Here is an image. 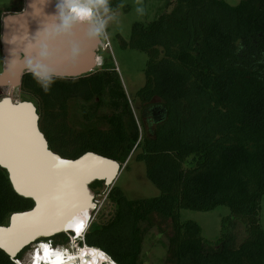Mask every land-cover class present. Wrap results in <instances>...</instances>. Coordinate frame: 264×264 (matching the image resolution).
<instances>
[{
  "label": "trees",
  "instance_id": "16d2710c",
  "mask_svg": "<svg viewBox=\"0 0 264 264\" xmlns=\"http://www.w3.org/2000/svg\"><path fill=\"white\" fill-rule=\"evenodd\" d=\"M169 5L170 12L135 23L130 39H122L124 47L149 56L146 83L136 96L140 124L116 71L59 77L47 93L25 73L22 97L36 101L53 151L73 159L93 151L123 165L140 149L137 158L160 190L156 197L130 199L118 185L108 188L115 214L104 224L91 223L88 246L106 251L117 264H141L144 236L157 215L172 229L169 264H264V0L236 5L170 0ZM120 6L121 0H110V11ZM2 18L0 9V33ZM94 98L97 106L108 98L114 113L103 120L109 128L77 133L69 125V102ZM102 187L103 180L91 184L92 190ZM33 205L0 166V225ZM221 205L232 217L223 220L215 242L204 240L196 221L181 220L182 209L212 211ZM237 224L245 231L240 243ZM70 240L65 232L38 242L65 246ZM29 249L16 257L0 249V264H20Z\"/></svg>",
  "mask_w": 264,
  "mask_h": 264
},
{
  "label": "water",
  "instance_id": "95a60500",
  "mask_svg": "<svg viewBox=\"0 0 264 264\" xmlns=\"http://www.w3.org/2000/svg\"><path fill=\"white\" fill-rule=\"evenodd\" d=\"M97 27L93 20L73 19L68 9L61 8L59 0H24L21 11L2 18L3 71L0 78L8 84L10 92L0 100V122L18 121L23 128L19 130L20 142L18 139L17 145L12 142L14 147L0 151V166L7 170L14 190L34 202L32 208L12 213L8 224L0 225V249L12 257L41 238L73 232L70 224L80 212L90 213L91 219L96 207L91 184L103 180L106 186H113L123 169L119 161L93 151L74 159L53 151L41 130L37 105L33 101L12 98V91L20 89L28 61L39 71L46 69L59 77L77 78L95 71L97 51L102 44V38L96 35ZM19 151L22 152L19 154ZM76 169L82 170L80 179L69 178L68 170L74 172ZM29 183L80 185L85 204L57 220L29 225L21 230V223L29 222L39 208V200Z\"/></svg>",
  "mask_w": 264,
  "mask_h": 264
},
{
  "label": "rangeland",
  "instance_id": "374dc122",
  "mask_svg": "<svg viewBox=\"0 0 264 264\" xmlns=\"http://www.w3.org/2000/svg\"><path fill=\"white\" fill-rule=\"evenodd\" d=\"M226 1L231 5H236L240 2V0ZM169 2L170 0H121V6L116 12L109 11L105 13L102 8L99 9L104 20H109V17L113 16H117V20H109L107 29L109 46L106 50H103L102 46L98 49V64L94 72L110 70L118 73L139 124L142 114L141 103L136 96L137 92L146 83L145 69L149 56L146 52L130 47H124L122 45V39L125 41L130 39L135 23H149L156 20L161 14L170 12L173 6H170ZM140 5L145 9L143 15L138 14L136 11L137 7ZM21 8H24V0H0V9L3 11V17L9 13L18 12L15 11V9ZM92 20L96 22L94 16ZM1 35L2 29L0 33V74L3 71ZM0 87L4 89V92L7 95L10 87L8 84L4 83L1 78ZM6 95L1 94L0 100ZM12 97L16 101L24 100L20 89L13 90ZM97 99L98 98H94L89 102L76 99L69 102V125L77 133L87 132L91 128L101 130L109 128L108 123L103 120V117L111 115L114 113V110L108 104V98H105L100 106L94 104ZM27 100L33 101L31 98H28ZM33 102L37 104L36 101ZM144 128L142 129L140 126L142 134ZM139 152L140 149L133 152L126 163L122 165L123 169L114 185H118L122 188L130 199L156 197L160 195V190L148 178L146 163L137 158ZM113 186H106L105 188L102 187L92 190L96 207L92 210V216L87 226L88 229L92 222L104 224L114 216L115 206L107 198L108 188ZM229 217H232V212L226 205H221L212 211H197L191 209L181 210V220L183 222L194 220L199 223L202 227V236L204 240L209 242H215L221 237L223 220ZM260 220L264 228V197L261 204ZM145 226H147V223L142 224V227ZM69 233L71 234V237H75L74 232H68V234ZM236 233L238 235L237 243H240L245 238L243 225L237 224ZM171 234L172 229L170 224L168 222L165 223L159 216L155 215L153 217L152 227H150L144 236L142 253L140 256L141 264H169L168 242ZM72 241L73 240H70V243L64 247L72 252L73 250L79 251V243L82 244V242L75 241V243H73ZM41 245L52 246L53 244L47 241H37L30 244V249L26 252L20 264H30L31 261H34L31 253ZM53 246L56 248L63 247ZM39 250L36 252L37 254L39 253Z\"/></svg>",
  "mask_w": 264,
  "mask_h": 264
},
{
  "label": "bare ground",
  "instance_id": "6f19581e",
  "mask_svg": "<svg viewBox=\"0 0 264 264\" xmlns=\"http://www.w3.org/2000/svg\"><path fill=\"white\" fill-rule=\"evenodd\" d=\"M84 1L85 0H59V3L61 8H69V3L71 2L84 3ZM8 92H10V88ZM0 124L2 125L0 128V151L3 150L5 152V149L8 146L14 147L12 142L14 143V145H17L18 139L20 142L21 134L19 130L23 128V125H21V122L14 120H1ZM17 151L18 149L15 150V152ZM21 152L22 151H19V154ZM17 153L13 155L15 159L17 157ZM64 173L66 176V172ZM81 173L82 170L80 169H76L74 172L68 170L67 176L69 178L76 177L80 179L79 176H81ZM29 184H32L31 187L34 189L33 191H35L36 197L39 200V208L33 218L29 220V222L23 221V223H21V227L23 228L21 230L30 227L29 225L43 223L48 220H57L59 219V216L62 217L63 215L72 212L77 207L85 204V194L82 191L80 185L77 186L74 183ZM85 213L80 212L79 214L75 215L70 224V227L73 228V232L76 235L75 237L73 236L75 240L79 237L77 236V234H79L80 236L82 235L81 233L84 231L86 225L90 220V213ZM42 248L43 249H41V252L39 250L34 264H78L79 261V264H96L101 259V255L98 252H90L89 250L85 249H79V251L73 250V252L70 250H66L63 254L61 253L59 255L56 253L55 255H53L48 246L42 245ZM32 263L33 261H31L30 264Z\"/></svg>",
  "mask_w": 264,
  "mask_h": 264
},
{
  "label": "clouds",
  "instance_id": "9594fccd",
  "mask_svg": "<svg viewBox=\"0 0 264 264\" xmlns=\"http://www.w3.org/2000/svg\"><path fill=\"white\" fill-rule=\"evenodd\" d=\"M87 1L91 2V6H89V4H87V3H77V2L69 3L68 12L70 13V16L73 19H77V20H81V21H91L93 16L96 14V12L100 8H102L105 13L110 11V0H85L84 2H87ZM136 11L140 15H143L145 13V9L142 5L138 6ZM112 19L117 20V16L109 17V20H112ZM109 20H99L97 22L98 27L96 28V35H98L102 38L103 43L105 41H107V39H108L107 29H108ZM24 69L41 86L42 90L45 93L50 91L51 86L53 85L55 80L58 79L60 76V75H57L55 73L50 74L49 71L46 69L43 70V72L39 71L36 67L33 66L31 61L27 62V65ZM81 234H83V232ZM81 237H82V235L79 236L76 240L74 239V242L75 241L82 242ZM72 238H73V236L71 237V240H72ZM45 246H48V245H45ZM39 248L41 251V249H43L42 245ZM103 252H104L103 250L99 251V254L101 255L100 256L101 259L96 264H110L109 259L107 258V256L105 254H103Z\"/></svg>",
  "mask_w": 264,
  "mask_h": 264
},
{
  "label": "built area",
  "instance_id": "2783aa9c",
  "mask_svg": "<svg viewBox=\"0 0 264 264\" xmlns=\"http://www.w3.org/2000/svg\"><path fill=\"white\" fill-rule=\"evenodd\" d=\"M84 3H87V4H89V6H91V2L90 1H87V2H84ZM94 18H95V21H96V24L98 25V21L99 20H104V18H103V16L101 15V13L99 12V10L96 12V14L94 15ZM102 43H103V41H102ZM100 46H102V48H103V50H106L107 49V47L109 46V37H108V39H107V41H105L103 44H101ZM100 48V47H99ZM88 224L86 225V228L84 229V231H83V234H82V244H79L80 245V248L79 249H81V250H83V249H85V250H89L90 252H92V251H94V252H98L99 253V251L100 250H102V249H100V248H97V247H91V246H88L87 244H86V242H85V233L87 232V229H88ZM72 242H74V239L72 238ZM50 249V251H52V253H53V255L55 254V253H58L59 255L62 253H64V251H66V250H69V249H67L66 247H60V248H56V247H54L53 245L52 246H48ZM40 248L39 247H37L35 250H34V252L33 253H31V256H32V259L34 260L33 261V263L32 264H34L35 263V261H36V252H38V250H39ZM104 251V250H103ZM41 252V251H40ZM103 254H105L106 256H107V258L109 259V261H110V264H117L114 260H113V258L106 252V251H104L103 252Z\"/></svg>",
  "mask_w": 264,
  "mask_h": 264
},
{
  "label": "flooded vegetation",
  "instance_id": "af4514ba",
  "mask_svg": "<svg viewBox=\"0 0 264 264\" xmlns=\"http://www.w3.org/2000/svg\"><path fill=\"white\" fill-rule=\"evenodd\" d=\"M66 9H68V7H65ZM23 9V8H22ZM21 9V10H22ZM27 73V72H26ZM61 78H64V79H71V78H67V77H61Z\"/></svg>",
  "mask_w": 264,
  "mask_h": 264
}]
</instances>
